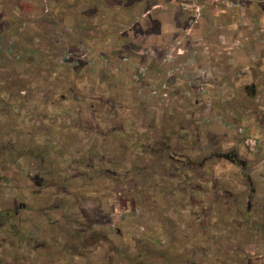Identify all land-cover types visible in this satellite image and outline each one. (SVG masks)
Wrapping results in <instances>:
<instances>
[{
    "label": "rangeland",
    "instance_id": "374dc122",
    "mask_svg": "<svg viewBox=\"0 0 264 264\" xmlns=\"http://www.w3.org/2000/svg\"><path fill=\"white\" fill-rule=\"evenodd\" d=\"M0 109L1 145L86 155L69 264H264V0H0Z\"/></svg>",
    "mask_w": 264,
    "mask_h": 264
},
{
    "label": "flooded vegetation",
    "instance_id": "af4514ba",
    "mask_svg": "<svg viewBox=\"0 0 264 264\" xmlns=\"http://www.w3.org/2000/svg\"><path fill=\"white\" fill-rule=\"evenodd\" d=\"M1 123L5 124L6 127L11 126L10 119L7 116ZM12 135V130L8 128L4 136L6 142L7 139H11ZM2 138V132H0V162L2 158L5 159L3 164L0 163V193L3 190L7 191V195L0 198V264L71 263L72 256L76 257V252H78V245H75L74 250L62 247V221L68 222L69 229L75 227L82 219L88 221L87 215L80 212L84 198H80L79 196L82 195L77 193L78 176L76 174L81 167L75 166L78 157L80 156L83 159L86 155L78 154V151H74L73 154L69 152L67 156L71 159L70 163L66 159L64 160V166H61L62 159L61 156H58L57 159L54 158L58 165H54L56 163L47 165L45 162L48 155L32 153L33 150L31 152V150L17 149L13 144H7L8 147L3 146L1 145L4 141V139L1 140ZM57 151L60 152V149ZM30 153L33 156L40 157L41 164L37 165L38 168L34 174H31L30 170L25 171L24 174L22 168L27 166L29 162L27 165L20 164L21 158L26 155L29 157ZM56 156L55 154L54 157ZM235 157L237 156L232 154L231 163H236ZM49 162H52V160ZM14 166L19 167L16 177H14ZM241 166L243 169L245 168V164H241ZM82 167L92 173V164L86 162ZM67 173L73 175L64 176ZM14 178H16V182ZM248 179L250 180L249 177ZM26 180H28V183L31 182L35 189L32 190L27 188V185H23L27 183ZM88 181L91 184L94 183L92 177ZM88 181L86 184L89 183ZM26 188L31 192L25 190ZM134 193L138 197L140 194L139 189L138 192L134 191ZM88 229L85 231H88ZM90 231L93 232L91 233L94 238L92 243L97 242L100 244L97 246L98 248L103 247L105 238L102 236L103 239L99 240L97 239L98 230ZM100 231L101 234L104 231L107 233V230ZM117 231L119 232V228H117ZM161 231L157 230L156 233H161ZM185 242L184 244H175L173 240L170 246L163 249H158L156 245L148 246L146 249L153 253L151 259H160L159 263L162 264L161 261L164 263L163 259L178 258L180 257L179 254L189 253V245ZM98 248L96 249L97 252ZM92 249L90 248L89 254L95 253ZM82 250H84V247ZM194 251H198V248ZM62 252L65 258L62 257ZM174 252H177L176 256L173 255ZM262 252L264 257V245H262ZM146 258H149V256H146ZM101 259L102 261L98 260L99 263H106V261H103L106 260L105 256ZM89 262L94 264L92 257Z\"/></svg>",
    "mask_w": 264,
    "mask_h": 264
},
{
    "label": "built area",
    "instance_id": "2783aa9c",
    "mask_svg": "<svg viewBox=\"0 0 264 264\" xmlns=\"http://www.w3.org/2000/svg\"><path fill=\"white\" fill-rule=\"evenodd\" d=\"M246 143L251 144L250 146L254 145V144H252V140H246Z\"/></svg>",
    "mask_w": 264,
    "mask_h": 264
}]
</instances>
